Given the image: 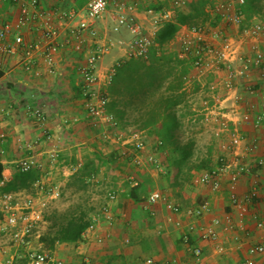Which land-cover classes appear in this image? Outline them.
<instances>
[{
	"label": "crops",
	"instance_id": "1",
	"mask_svg": "<svg viewBox=\"0 0 264 264\" xmlns=\"http://www.w3.org/2000/svg\"><path fill=\"white\" fill-rule=\"evenodd\" d=\"M87 1L37 0V9L44 12V16L22 27L19 30L20 34L26 43L41 40V27L45 21H48L59 29L60 38H64L67 29L76 25V21L65 20L64 16L84 8ZM24 2L27 3L29 0H18L15 3L12 0H0V27L5 22H10L13 27L15 26L20 14V6ZM128 2L135 7L132 13L143 24L146 32L155 39L154 33L157 28H153L148 11L164 9L167 1L128 0ZM213 8V0H208V12L212 16L220 17L214 27L220 28L222 23L228 24L221 15L213 12ZM188 9L183 12H187ZM117 14L118 10L110 5L104 16L96 22L99 31L98 41L108 47L107 53L98 66V77L101 84H103L107 70L115 62L126 60L125 50L119 45V39L129 40L130 33L127 27H122L119 32H113ZM250 14L252 16L247 15L248 20L255 18L254 20L257 19L263 23V31L256 46L264 52V10L250 12ZM204 25L210 24L205 23ZM189 27L191 26L180 27L175 37L165 45L166 52L178 57L176 37ZM227 27L228 31H232L231 34L237 35L239 26L228 24ZM14 32L16 30L12 28L0 45L13 44ZM82 38L81 46L85 48L92 38L88 32H84ZM75 41L73 40L69 46L58 52L56 68L51 74L46 72L44 64L38 66L39 74L23 70V49L7 56L2 54L0 49V111L5 112L0 114V128L7 134V139L4 144H0V148L5 150L4 161L6 163L2 162V164L4 166L3 176L7 180L11 179L14 174L10 162L33 157L42 164V168L37 170L40 173L41 183H44L41 173L44 170H50L51 174L56 175L62 172L63 175H67L65 178L67 181L84 163L81 161L80 152L82 145L89 143L85 138L87 130L99 134L97 127L101 124H93L84 106L80 88L82 79L77 71L82 55L81 51L76 49ZM251 45V42H247L245 51L250 52ZM196 73L195 70H188L187 74H190L192 79L188 86H184V89L189 90L188 87L193 84L199 88L200 84H207L209 81L208 88L211 91L207 95L212 99L210 98L209 104H202V111L216 110L223 115L225 121L233 120L241 125V128L246 130L249 139L256 137L259 140V147L255 153L256 155L262 154L264 127L254 129L250 122L239 121V113H234L232 109L235 104H238L242 112L254 106L256 111L253 113L257 111L264 113V105L261 104V96L264 95V81L260 79L259 74L255 72L249 77L250 84L257 88V93L250 94L245 89L243 90L241 82L237 90L226 94L225 72L204 75ZM234 97L237 99L235 100ZM32 108H41L47 115V120L43 125L38 124L31 116ZM209 128L213 132L211 125ZM138 132L144 133L145 130ZM227 136L228 134L224 132L221 138L226 140ZM145 141L146 147L139 155L140 162L134 164L133 157H131L137 172L128 177L127 184H118V188L115 189L117 198L109 202L110 222L100 216L96 235L84 236L83 233L78 241L56 243L52 250L45 249L38 234L35 239V248L41 249L52 260L61 261L62 264H82L84 259H87L89 264H138L145 258H153L162 264H239L249 256L247 250L250 245L264 242V168L259 173L258 195L244 217L240 218L241 207L229 199L231 189L227 178L223 180L220 189L214 191L208 185L194 183V178L206 169L198 170L199 172L194 174L191 181L190 178L182 180V176L174 177L172 172L168 173V171L160 175L148 161L149 155L153 152L150 150L149 138ZM124 147H127L125 150H129L128 145ZM52 151L58 154L54 163L48 157ZM214 152L215 154L218 152L216 146ZM130 153L129 150L127 154ZM68 159L70 162L64 163L69 161ZM251 183V177L243 176L235 185L234 192L240 199L249 191ZM153 191L161 192L164 197L183 208L195 207L205 200L209 201L210 211L198 221V225H209L212 224V220L218 219L219 223L216 225L218 239L204 240L200 237L198 230L189 231L187 227L189 219L187 218L183 219L181 226H177L176 221L180 219V216L171 213L162 200L147 206L145 199ZM10 193L28 195L30 191ZM101 202L94 209L92 217L99 214L100 207L106 202V195ZM258 222H262V227L257 226ZM45 223L47 224V221ZM185 233L189 236L187 243L183 241ZM195 248H200L202 252L198 259L193 254ZM22 256L24 255L13 251L12 247H0V264H29L26 259L17 260ZM253 259L254 264H264V255H255Z\"/></svg>",
	"mask_w": 264,
	"mask_h": 264
},
{
	"label": "built area",
	"instance_id": "2",
	"mask_svg": "<svg viewBox=\"0 0 264 264\" xmlns=\"http://www.w3.org/2000/svg\"><path fill=\"white\" fill-rule=\"evenodd\" d=\"M12 1L15 3L18 0ZM194 1L196 0H171L169 8L158 11L149 10L153 28H157V31L165 22L173 20L179 12L187 10ZM213 4V12L221 15L228 24L239 26V37L210 25L191 26L176 37L177 55L187 62L189 69L195 70L199 75L225 72L226 94L237 90L241 82L245 83L248 93L255 94L257 88L250 84L249 77L257 72L260 79L264 81V52L256 46L263 31V23L257 19L254 20L255 18L247 19L245 0H213ZM110 5L118 10L113 32H119L122 27H127L130 33L129 40L119 39V45L125 50L126 60L132 58L147 60L151 48L156 45L154 36L146 32L143 24L132 13L135 7L129 4L128 0H88L84 8L64 16L65 20L76 21V25L67 29L64 38H60L58 28L45 21L41 27V40L26 43L19 30L32 20L44 16V12L37 9V0H29V2L21 4L20 14L14 27L10 22H5L0 27V42L5 40L12 28L16 30L13 34V44H1L0 49L6 56L13 55L23 49V70L39 74L38 66L44 64L46 72L51 74L56 68L58 52L76 40V49L81 51L82 55L77 71L82 79L80 88L88 118L93 124L105 122L109 126L116 127L117 122L114 116L106 111L107 87L112 82L116 67L124 60L115 62L107 70L103 84L99 82L98 77L99 62L107 53L108 47L98 41L99 31L96 22L104 16ZM84 32H88L92 39L90 44L82 48ZM247 42L252 43L250 52L245 51ZM191 79L190 74L185 75L184 86H188ZM261 104L264 105V95L261 96ZM232 109L234 113H239V121L250 122L254 129L264 127V113L262 111L253 113L256 111L254 106H250L244 112L241 111L238 104H235ZM4 113V111H0V114ZM30 113L40 125H43L47 120V115L41 108H32ZM196 120L197 118H193V121ZM200 122L214 124L213 133L218 152L215 154L211 167L198 174L194 178V183L208 185L216 191L220 189L223 180L227 178L231 189L229 199L241 207L240 218H242L258 195L259 173L264 168V151L262 154L256 155L259 140L256 137L249 139L246 130L242 129L241 125L233 120L225 121L223 115L216 110L203 113ZM224 132L228 134L226 140L221 138ZM6 139L7 134L0 128V144H4ZM122 143L130 145L133 160L135 163H139V155L146 147L143 133L135 131L124 135ZM160 144H162L161 140L156 145ZM57 156V152L52 151L48 157L54 163ZM4 157L5 150L1 147L0 161L6 163ZM148 161L158 171H163V164L157 152L149 155ZM10 165L13 172L39 171L42 168V164L33 157L16 159L10 162ZM243 176L251 177L252 183L249 191L240 199L234 192V188ZM6 181L8 180L4 177L0 187ZM34 186L35 193L28 195L0 192V240L8 238L12 242V246L25 250L24 256L29 264H62L61 261L52 260L41 249L32 247L33 239L38 235V229L45 222L44 217L50 202L60 197L61 190L56 186L44 188L40 180H37ZM116 198L115 190H109L106 193V202L100 207L99 214L92 217L89 226L84 231V236L96 235L95 231L100 216L110 222L109 202ZM160 200L164 202L165 207L171 213L180 216V219L176 221L177 226H181L183 219L187 218L189 219L187 224L189 231L198 230L200 237L204 240L218 239L216 230L218 219L212 220V224L209 225H198V221L210 211L209 201L205 200L195 207L183 208L164 197L161 192L153 191L146 197L145 202L149 206ZM262 225V222L257 223L258 227H262ZM188 239L189 236L185 233L183 241L187 243ZM247 252L249 256L239 264H254L253 256L264 255V242L250 245ZM201 253L200 248L193 249V254L197 259L200 258ZM82 264H89V261L84 259ZM138 264H162V262L153 258H145Z\"/></svg>",
	"mask_w": 264,
	"mask_h": 264
},
{
	"label": "trees",
	"instance_id": "3",
	"mask_svg": "<svg viewBox=\"0 0 264 264\" xmlns=\"http://www.w3.org/2000/svg\"><path fill=\"white\" fill-rule=\"evenodd\" d=\"M208 0H196L189 5L187 12H179L171 21L165 22L155 33L156 46L151 48L148 62L132 58L122 61L116 67L109 93L111 96L110 106L115 107L119 96H130L131 98L146 99L154 95L163 87V95L154 107L147 109L135 121V131L161 122L160 135L164 142L170 143L174 132L178 127L177 115L174 108L184 102L187 95L184 89V76L189 70L185 60L179 59L175 54L166 52L165 45L170 42L180 27L198 26L205 23L215 26L220 17L212 16L207 10ZM264 10V0H245V12ZM164 83V84H163ZM114 111L115 110H111ZM119 119H123L125 112L119 108L116 111ZM175 143V142H174ZM173 143V144H174ZM192 144L177 146L178 155L170 162L171 172L174 177L182 175V168L192 155ZM107 159L100 154H95V159H87L71 176L70 185H78L79 189H85L86 179L92 178L99 170L100 163ZM100 162V163H98ZM198 170L209 169L211 160H202L196 166ZM4 166L0 161V183L3 181ZM40 178L37 170L28 172H14L11 179L4 182L1 192L30 191L35 182ZM182 180H185L182 178ZM94 208L78 203L66 211H52L45 214L48 230L40 235L39 240L45 249L52 250L56 243L75 242L82 238L86 228L89 226ZM23 258V259H22ZM21 260H27L22 256ZM20 261V260H19Z\"/></svg>",
	"mask_w": 264,
	"mask_h": 264
},
{
	"label": "rangeland",
	"instance_id": "4",
	"mask_svg": "<svg viewBox=\"0 0 264 264\" xmlns=\"http://www.w3.org/2000/svg\"><path fill=\"white\" fill-rule=\"evenodd\" d=\"M164 1H167V6L164 8H169L171 0ZM251 16L252 15H250V17ZM221 25L222 26H219L222 30L231 34L232 31L230 29V31H228L227 29L228 24L225 25L222 23ZM239 35L240 29L237 32L236 37H239ZM208 83H203V85L200 84L201 86L199 85V88L194 84L192 86L190 85V87H188L189 90L186 91L187 95L185 96L186 98L184 102L181 103L180 106L174 108V112L178 119V127L174 132V137L171 139L172 142L166 143L163 141L160 135L161 122L157 123L158 125L156 124V126L154 125L149 128L141 129L145 130L143 133L144 139L148 141L149 138V145L151 146L150 150H152V152H158V157L163 164V171H158L152 166L158 174L162 175L164 171H168V173L171 172L170 162L178 155L176 144L177 146H183L187 143L192 144V155L182 168L181 176L185 180L190 178L191 181L194 174L199 172L196 166H198L202 160H212L213 155L215 154L214 146L216 140L209 127L211 125L213 128V124H204L200 122L202 114L206 112L205 110L202 111V104H209L211 98V96L208 97L207 95L211 91V89L208 88ZM242 84L243 90H246L244 82ZM164 85L162 86L164 87ZM110 86L111 84L107 87L108 103L106 111L114 116L117 125L116 127H112L105 122H101V125H99L100 127H97L99 134H96L92 130H87L85 138L89 143L88 145H82L80 152L81 161L84 162L90 158L95 159V154H100L107 160L103 163L98 162L100 163L99 170L92 178L86 179L87 187L85 189H79V184L69 186L72 182L71 176L65 181L67 175H63L62 172L56 175L54 173L51 174L50 170L42 171L41 173L43 174L42 177L44 179L42 186L44 188L56 186L61 190L60 197L50 202L49 208L46 212L48 215L54 210L59 212L66 211L78 203L85 204L95 209L102 203L101 201L105 198V195L109 190L117 189L119 183L120 185L127 184L129 181L128 177L137 172L135 169L136 166L134 165L136 163L133 164L131 159L133 154H127V152L131 150V147L128 145L129 150H125L127 147H124V143H122V136L135 132V121L140 115L145 113L147 109L156 105L157 100L163 95V87L160 91L156 92L154 95H150L144 100L131 98L130 96H120L119 101L118 96V102L113 108L110 106ZM191 93H193V95H190ZM119 108L123 109L125 112L123 119H119L118 114H116V111L119 110ZM110 109L115 110V112L110 111ZM193 118H197V120L193 121ZM160 140L162 141V144L157 146L156 144H158V141ZM66 162H70V160L65 161L64 163ZM49 177H52L53 179H49ZM38 180H40V178ZM34 191H36L35 187L30 190V194L35 193ZM47 230L48 223L42 224L38 229L37 234L41 235ZM35 239L36 237L33 239L32 247H35ZM1 246L12 247L13 251H17L20 255H25V250L12 246V242L8 238L0 240V247ZM17 260L19 261L21 259Z\"/></svg>",
	"mask_w": 264,
	"mask_h": 264
}]
</instances>
